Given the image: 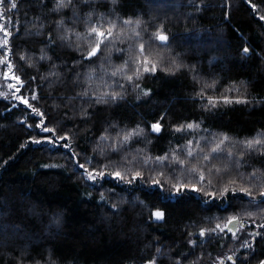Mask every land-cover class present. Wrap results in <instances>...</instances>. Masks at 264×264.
Listing matches in <instances>:
<instances>
[{
    "label": "trees",
    "instance_id": "1",
    "mask_svg": "<svg viewBox=\"0 0 264 264\" xmlns=\"http://www.w3.org/2000/svg\"><path fill=\"white\" fill-rule=\"evenodd\" d=\"M54 3L55 0H44L45 7L41 8L39 0H21L18 12L7 13L12 18L10 30L15 33L19 27L12 40L15 55L10 58L17 64V74L27 82L23 95L35 92L39 99L29 102L46 113V125L70 139L55 145L32 143L33 137L52 134L35 127L40 118L23 103L0 96V264H146L153 258L157 264H232L227 256L233 252L238 262L247 256L246 264H259L264 259V228L258 227L264 225V214L259 209L264 204H259L258 196V206L249 205L245 198L243 207L258 215L241 216L244 229L237 227V240L227 232L223 239L208 240L199 237L200 228L214 227L216 218L223 220L239 213V201L205 203L208 198L199 192L174 194L170 183L162 188L152 185L155 172L148 168L143 169V180L131 184L108 176L98 183L88 181L82 177L79 164L85 163L86 157L91 158L87 165L91 168L108 162L97 148L98 144H108L99 141L106 129L114 137L120 130L140 125L146 134L125 149L129 160L136 149H145L141 155H163L178 144L184 145L185 139L207 137L211 141L213 136L218 139L220 133H226L230 140L222 152L213 154L209 167L223 169L227 165L224 180L240 173L247 180L254 170H258L257 176L264 173V157L258 152L245 153L243 165L238 169L235 166L243 150L238 142L264 134V20L260 19L264 16V0H117L116 4L92 0L87 6L76 0L75 9L58 13L49 11ZM74 10L81 17L79 22L71 19ZM89 12L94 14L93 22L103 14L105 21L117 20L119 27L124 19L131 17L135 21L139 17L144 22L139 30L145 41L163 23L170 39L162 67H169L171 57L177 54L188 67L174 74L158 70L154 76L137 81L140 89L126 85L123 98L114 103L89 106L79 98L70 101L69 97L85 86L82 82L88 65L73 67L79 54L59 40L54 49H47L50 61H39L38 57L49 31L54 39L58 34L56 20L64 18L67 26L84 33L83 21ZM36 16L40 19L35 20ZM33 23L45 25L39 29L42 35H35ZM29 31L31 34H27ZM72 39L75 41L74 36ZM129 43L117 42L116 46L127 49ZM246 46L250 49L248 55L242 52ZM22 51L33 57L35 67L19 60ZM125 58L113 52L112 64L118 65ZM102 62L110 67L103 56L97 58V75L101 74ZM52 64L57 67L52 69ZM49 71L61 74L60 81L51 87L49 81L55 77L41 79ZM75 72L81 74V83L73 86ZM194 75L200 83L194 82ZM33 76L35 81L31 80ZM106 79L109 84L113 80L124 83L118 77ZM213 80L216 87L206 89V95L228 96L233 103L220 100L218 107L205 111L202 105L207 101L196 93L204 81ZM143 89H150V95L144 96ZM238 97L244 102L236 103ZM82 107L91 113L89 117L80 115ZM162 114H166L162 132L151 133L150 124ZM187 121H197L201 127L187 137L173 132V125ZM64 143L70 147H63ZM229 149L234 154L231 162L227 161ZM105 151L113 161L123 155H114L107 148ZM156 170L165 172L164 179L169 178L167 168L157 166ZM155 210H163L165 219L150 218ZM252 231L261 235L253 239L249 235ZM189 233L194 235L190 237ZM189 239L197 243L190 245ZM245 240L253 245L252 250L240 247Z\"/></svg>",
    "mask_w": 264,
    "mask_h": 264
},
{
    "label": "snow or ice",
    "instance_id": "2",
    "mask_svg": "<svg viewBox=\"0 0 264 264\" xmlns=\"http://www.w3.org/2000/svg\"><path fill=\"white\" fill-rule=\"evenodd\" d=\"M111 2L116 4L117 0H111ZM20 3L21 0H0V20L4 21L0 23V66H2L0 77H2L6 83L9 80L15 81V84L7 83L8 89H14V91L10 92V95L29 108L32 114L40 118L39 122L35 124L36 128L40 129L41 132L52 134L40 139L33 137L31 138V142L36 144L47 142L48 144L55 145L60 140L67 141L70 138L66 134L64 136H59L54 127H48L46 125V113L29 102V99L33 101L39 99V96L35 92H30L27 97L23 95L22 89L27 86V82L20 74H17V64L10 58L15 55L12 40L18 35L19 27H16L15 33L10 30L9 24L12 22V18L8 16L7 13L18 12ZM80 3L87 6L92 3V0H80ZM39 6L41 8L45 7L44 0H39ZM70 7L75 9L76 0H55L53 7L49 9V11L58 13ZM252 7L255 8V5ZM93 15L92 12H89L84 18V33L78 32L74 28L67 26L64 18L56 20L55 26L58 32L56 38L54 39L51 31H49L44 41V47L40 49L41 54L38 60L50 61L52 57L48 54L47 49H54L57 46L56 41L59 40L68 47L74 48L79 54V59L73 61V67L83 64L88 65V70L84 74L82 82L85 86L81 91L77 92L75 96L69 97L70 101L79 98L89 106L93 104H108L110 101L114 103L123 98L126 85H132L134 89H140V84L137 83V81L149 75L154 76L158 70L174 74L180 68L188 67L178 60L179 54L175 57H171L169 67H162L165 60L164 50L167 49L170 39L163 23L157 25L149 39L145 41L139 30L144 22L139 17H137L135 21H133L131 17L124 19L122 22L123 26L119 27L117 20L105 21L103 14H100L96 22H93ZM34 19L39 20L40 17L36 16ZM71 19L74 22H79L81 17L74 10ZM260 19L264 20V16H261ZM18 23L19 21L17 20V24ZM32 26L37 28L35 35H42L39 29H43L45 27L44 24L41 23L37 25L33 23ZM61 29L62 31H60ZM146 30L147 29H145V31ZM27 34H31V32L29 31ZM73 36L75 37V41L72 39ZM126 40L131 41L127 49L118 48L116 46L117 42L124 43ZM113 52L119 53L126 58L123 59L120 64L113 65ZM242 52L244 55H248L250 53L249 47H244ZM101 56H103L104 61H106L110 67H106L105 63L102 62L99 65L101 74L97 75L95 61ZM19 60L26 63L28 67L36 66V61H34L32 56L27 55L26 52L22 51L19 54ZM56 67V64H52V69ZM69 71H71V69H69ZM60 75L59 72L49 71L45 76H42L41 79L55 77L56 79L49 81V86L51 87L53 84L60 81ZM80 76L81 74L79 72L73 74L71 80L73 86L81 83ZM117 77L122 79L124 83H119L118 80H113L112 84L107 82L106 78L111 79ZM35 79V76L31 77L32 81H35ZM193 80L196 83H200L196 75L193 76ZM96 81H99L96 87H91ZM216 83L215 80L211 83L204 81L203 86L196 93L202 101H207V103L202 105L205 111H211L218 107L220 100H223L225 104L233 103V100L228 96L217 97L206 95V89H214ZM113 85L119 90H115ZM150 92V89L142 90L144 96L150 95ZM0 95H4L5 98H7L8 94L0 93ZM139 98L140 96H137V99ZM235 102L241 103L244 101L238 97L235 98ZM57 107H59V105H57ZM80 115L82 117H89L91 113H89L86 108L82 107ZM164 115L166 114H162L159 120H155L150 124L149 129L151 133L159 135L162 132L164 128L162 123ZM200 127L201 125L197 121H187L173 125V132L184 133L187 137ZM145 134L146 129L141 128L140 125H137L136 128L133 129L120 130L114 137L111 136L106 129L99 137V141H108V144L103 147L98 144L97 148L99 149L100 155L108 159V162L98 164L97 167L91 168L87 166L91 164V158L86 157L85 163L79 164V168L83 170L82 177L88 181L98 183L101 179L108 176L118 182L131 184L138 179L143 180V169L148 168L150 172H155V175L151 177V184L162 188L165 183H170L171 188L174 190V194L185 191L199 192L208 198L204 201L205 203H207L208 200H221V202L231 200L239 201L242 206L239 213L229 215L223 220L216 218L217 222L214 227H202L198 234L201 238L211 240L223 239V234L227 232L231 233V238L233 240H237L238 229L235 226L238 225L239 229H244L241 216L251 218L258 215L257 212L250 211L246 207H243L245 198H248L247 203L249 205L258 206V196L261 198L259 204H264V173L257 176L256 173L258 170H254L252 173L248 174L247 180L243 173L224 180L223 177L227 175L228 172L227 165H225L223 169L215 165L209 167L211 160L214 158L213 154L222 152L223 146L230 140L226 133H220L218 139L213 136L211 141H209L207 137H203L200 140L185 139L184 145L178 144L176 148L171 149L169 152H165L163 155H141L144 153L145 149H136L135 155L129 160L127 158L128 153L125 152V149H130L131 143H134L138 137H144ZM149 143H151V141H149ZM238 143L242 145L243 150L240 152L241 159H237L235 162L237 169L243 165L242 157L245 153L258 152L260 156L264 157V134L258 133L255 137L239 141ZM193 145H195V147ZM21 147H24V145H21ZM63 147L68 148L70 145L64 143ZM106 148L114 155L123 153V155L120 156V160L113 161L108 158V152L105 151ZM205 148H207V151H205ZM96 150L97 149L94 148V151ZM227 155L230 160L233 158L234 154L231 149H229ZM157 166L160 168H167L168 179H164V171L156 170ZM45 167L55 166L46 165ZM156 177H160V179ZM255 180H259L260 183H253L252 181ZM100 200H105L103 192L100 194ZM231 206L232 204L229 203V207ZM113 207H116V205H113ZM259 213L264 214V208H260ZM150 218L156 221L164 220L165 212L163 210H155L152 212ZM258 227L264 228V225H258ZM192 235L194 234L189 233L190 237ZM249 235L254 239L255 236H259L261 233H249ZM188 243L190 245H195L197 241L189 239ZM240 247L252 250L253 245L245 240L240 244ZM237 251H239V249H237ZM157 252H160V249H157ZM227 259L232 261V264H246L248 257L245 256L238 262L236 259V252H233L232 255L227 256ZM146 264H157V261L153 258L146 261ZM178 264H180V262H178ZM259 264H264V259L260 260Z\"/></svg>",
    "mask_w": 264,
    "mask_h": 264
},
{
    "label": "rangeland",
    "instance_id": "3",
    "mask_svg": "<svg viewBox=\"0 0 264 264\" xmlns=\"http://www.w3.org/2000/svg\"><path fill=\"white\" fill-rule=\"evenodd\" d=\"M3 20H0V23H3ZM0 70H2V66H0ZM7 83H13L15 84V81L13 80H9ZM7 83L4 81V79L2 77H0V93H5L8 94V97L14 98L10 95L11 91H14V89H8L7 87ZM0 96H4V95H0ZM15 99V98H14ZM195 147V145H193ZM228 162H231V160L228 158L227 159ZM238 227V226H237ZM238 229V228H237ZM253 233V231L251 232Z\"/></svg>",
    "mask_w": 264,
    "mask_h": 264
},
{
    "label": "water",
    "instance_id": "4",
    "mask_svg": "<svg viewBox=\"0 0 264 264\" xmlns=\"http://www.w3.org/2000/svg\"><path fill=\"white\" fill-rule=\"evenodd\" d=\"M238 226V225H237ZM237 226H235L237 228Z\"/></svg>",
    "mask_w": 264,
    "mask_h": 264
}]
</instances>
